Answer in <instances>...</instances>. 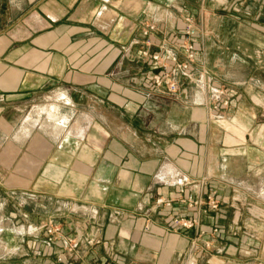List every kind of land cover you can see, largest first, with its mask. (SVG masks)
Here are the masks:
<instances>
[{"label": "crops", "instance_id": "1", "mask_svg": "<svg viewBox=\"0 0 264 264\" xmlns=\"http://www.w3.org/2000/svg\"><path fill=\"white\" fill-rule=\"evenodd\" d=\"M263 152L264 0H0V264H264Z\"/></svg>", "mask_w": 264, "mask_h": 264}, {"label": "built area", "instance_id": "2", "mask_svg": "<svg viewBox=\"0 0 264 264\" xmlns=\"http://www.w3.org/2000/svg\"><path fill=\"white\" fill-rule=\"evenodd\" d=\"M152 30L153 27H146L144 35L148 36V32ZM179 38V41L174 42L168 40V44L172 45L169 50H166V43L161 44L160 48L163 51V55H167L168 57L164 63H162L163 55L160 52L151 55H149L147 51H143L141 53V56L144 58L150 57L153 62V70H157L155 74L146 78V82L149 86L153 88L164 87L168 92L175 93L178 90V84L175 78L179 75L185 78L188 77L189 67L197 54L196 43L199 38L198 30L192 24L191 17L189 15H185L183 18V28ZM171 39H176V36H172ZM173 51L182 53L185 61L177 63ZM218 95L226 97V99L221 103V106L224 107L228 106L230 99L234 97L227 89L220 90ZM210 206L212 209H215L217 204L212 201ZM172 224L177 229L187 230L196 226L197 222L195 219L189 220L184 218H175ZM58 231L59 230L56 226H46L44 228V233L47 236L48 242L51 240V236Z\"/></svg>", "mask_w": 264, "mask_h": 264}, {"label": "rangeland", "instance_id": "3", "mask_svg": "<svg viewBox=\"0 0 264 264\" xmlns=\"http://www.w3.org/2000/svg\"><path fill=\"white\" fill-rule=\"evenodd\" d=\"M191 22L194 25V27L198 30V33H199L198 41L202 42L204 38L207 37V34H208L202 24V14L199 13L198 21L193 20V18H191ZM257 164L258 166L256 167V165H254L255 167L253 168H257L260 171L262 170L261 174L258 177L254 175L249 176L247 179L244 180V184H246L249 190L251 191V194H250L251 196L255 197L256 195L258 196L260 193H262L261 196L264 197V152H263V160L258 161ZM257 243L260 244V247L261 245H264V241L257 242Z\"/></svg>", "mask_w": 264, "mask_h": 264}]
</instances>
